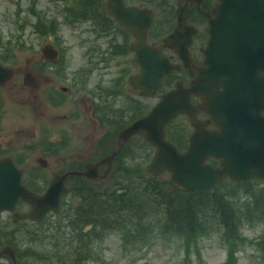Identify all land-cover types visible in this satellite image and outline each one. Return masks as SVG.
I'll return each instance as SVG.
<instances>
[{
	"label": "flooded vegetation",
	"instance_id": "obj_1",
	"mask_svg": "<svg viewBox=\"0 0 264 264\" xmlns=\"http://www.w3.org/2000/svg\"><path fill=\"white\" fill-rule=\"evenodd\" d=\"M122 1L124 6L133 5L151 10L152 19L144 34L143 41L152 48L159 49L160 53L165 55L170 62L176 64L177 67L162 76L160 85L151 94H144L140 85H133L132 77L138 74L141 68L131 44L138 42L139 39L115 18L111 12L110 0H101L104 18L103 16L99 18L110 25L103 30L104 36L109 38L106 44V48H108L107 57L101 56V60L107 62V58L127 55L130 52L133 62L137 65L136 72L129 78L131 86H126L127 76L123 72L109 81L108 85L101 86L102 89L88 84L89 69L74 72L73 77L76 79L72 80L73 86L69 88L60 83L56 84L48 77L44 78V86L41 87L40 95L44 119L38 121L39 136L36 140L39 142L38 145H44L46 149L36 155H32L26 149V166L21 165L9 152L0 153V159L9 158L12 160L21 172V182L25 188L27 187L33 193V198L26 199L25 195L16 200L13 208H5L0 211V264H37L34 262L37 261L36 255L42 260L48 258V252L53 245L50 235L37 230L35 226H44L53 218L58 220L60 224L59 218L68 216L66 214L68 202H65L67 196L71 200L72 196L75 195L74 206L85 212L81 214L86 222L82 230L88 231L93 227L92 219L100 210L101 200L125 191L120 182L115 181L114 176L142 173L143 168L147 171L148 162L152 158L156 146L145 140L142 131L134 132L124 140L120 137V132L134 120L146 114L163 93L175 89L177 85L186 89L189 88L188 94L193 115L204 121L207 128H218L211 118V114L204 109L207 106L205 102L206 92L202 89L201 94L197 93L191 89V86L194 79L206 66L205 50L210 38L209 19L215 16L213 7L220 0ZM159 12H163V15L160 16ZM89 17L92 19V16ZM93 19L96 21L95 18ZM99 30L100 32L94 31V29H86L85 31H94L92 36L94 40H97L103 37L100 28ZM118 36H121L122 40L118 44H114V40ZM93 44L94 42L88 46L91 50H93ZM64 62L65 56L63 55H58L53 61H41L44 66L58 67L63 64L59 69L63 75L67 66ZM26 73H30L31 78L36 80L35 82L40 86V80L35 78L31 71L23 74L24 85H28L24 82ZM58 73L57 76L59 77ZM5 84L1 85L0 89ZM210 89L208 88V90ZM127 91L129 92L127 93ZM80 93L83 94V97H77ZM152 97H156V100L150 104L148 98ZM144 98L147 101L145 103H143ZM4 101L2 94L0 96V123H2L1 115L6 108ZM49 104L54 106L50 114L47 113L46 107ZM60 106H68L69 109L62 113L54 112ZM129 109L132 113L128 118L127 110ZM78 117L82 118L77 120ZM74 122L77 123L74 124ZM87 126L88 128H86ZM94 126L101 128L108 126L110 129L96 137L94 136ZM165 126L167 128L166 139L177 145L180 150L185 149L194 129L189 114L187 112L178 113ZM178 129L179 132H176ZM84 130L86 133L83 132ZM22 133L26 137V130H22ZM133 137L134 140L137 139L135 149L131 144ZM23 140L26 143L22 145L25 149L28 145L30 146V143L27 144L26 140ZM52 143L54 149H49ZM4 147H9L8 150H11L15 144ZM52 152H55L54 158L49 156ZM208 159L213 164H218L217 158L210 156ZM105 173L106 176L101 177ZM31 175L36 176L39 184L33 181ZM56 176L62 179L65 187V190L58 197V209L50 208L44 212L42 217L38 213L37 216L41 219L32 217L30 213H32L36 203V197L45 192L50 181ZM36 178L34 177V179ZM37 237L51 241L47 253L35 249L29 243L30 239ZM78 252L79 250L76 252V258Z\"/></svg>",
	"mask_w": 264,
	"mask_h": 264
},
{
	"label": "rangeland",
	"instance_id": "obj_2",
	"mask_svg": "<svg viewBox=\"0 0 264 264\" xmlns=\"http://www.w3.org/2000/svg\"><path fill=\"white\" fill-rule=\"evenodd\" d=\"M87 3H91V1L0 0V54L4 63L17 69L14 78L0 89V96L3 94L6 103V108L1 115L2 123H0V153L9 152L21 165L26 166V149L32 155L46 149L44 145H38L39 142L36 140L39 136L38 121L44 119L40 95L45 77L56 84L60 83L69 88L73 86L72 80L76 79L73 77L74 72L89 69L88 84L102 89L101 86L108 85L109 81L123 72L127 76L126 86H131L129 84L130 75H133L137 70L131 53L113 56L111 59L107 58V62L101 60V56L107 57L108 48H106V44L109 38L104 36L103 30L110 25L99 18L103 16L100 12L92 11L90 15L92 19L89 16L83 17V8ZM159 13L160 16L163 15V12ZM99 28L103 37L94 40L93 32H100ZM86 29H94V31H85ZM127 38L129 39V36ZM121 40L122 37L118 36L114 40V44H118ZM47 42H52L58 46L61 54L65 56L64 64L67 66L64 75L59 70L63 64L55 67L44 66L41 63L40 47ZM92 42H94L93 50L88 47L92 45ZM27 71H31L33 76L40 80V86L34 87L29 83H26L28 85L23 84L22 76ZM108 72L109 74H107ZM84 95L86 96V94ZM79 96L83 97V94L80 93L77 97ZM148 100L151 104L152 101L156 100V97L148 98ZM145 102L147 101L144 98L143 103ZM46 107L47 113L50 114L54 106L49 104ZM68 109V106H60L54 112L62 113ZM131 113V109L127 110L128 118ZM80 118L82 117H78L77 120ZM76 123L74 122V124ZM109 129L108 126L105 128L94 126V136H100ZM22 130H26V137H24L25 134L22 133ZM83 132L86 133V130ZM176 132H179V129ZM136 137L138 138V136ZM23 139L26 140L27 144L30 143V146L28 145L25 149L22 146L26 144ZM8 140L10 144H15L11 150H8L9 147H4L10 145L9 142L7 143ZM131 141L135 149L137 139L134 140L133 137ZM53 147L54 144L52 143L49 149H54ZM148 153L150 152L148 151ZM49 156L54 158L55 152ZM143 160L146 161V159ZM142 170V173H138L141 174L139 176L144 177L150 174L144 168ZM138 174L134 173V178ZM31 177L36 184H39L36 176L31 175ZM120 177L121 175H119ZM168 177L169 173L166 171L154 175V178L158 179L159 182ZM122 179L124 182H120V184L125 188L128 182L125 183L124 177ZM250 181L251 184L242 185L240 188L238 194L241 198L239 201L249 194H254L253 197L255 195L264 197L262 195L264 193V179H251ZM165 187L171 188L166 185ZM126 194L128 193L124 191L123 196L125 198ZM74 198L75 195L72 196L71 200L67 196L65 202H68L66 213L68 216L59 218L60 224L58 220L53 218L44 226H35L37 230L50 235L53 244L48 252V248L51 246L50 240H44L40 237L30 239L29 243L35 249L49 253L46 260H42L36 255L37 261L34 262L37 264H223L226 258L228 248L222 241L218 228L211 230L208 234L206 232L198 233L196 239L188 246L183 243L182 238L176 239L174 236L159 233L156 230L150 231L152 237L144 244L142 239L133 243L132 240H128L120 234L121 228L119 230L118 226L106 223L83 231L82 228L86 222L81 214L85 212L74 206ZM153 206L149 209L151 214L154 213ZM100 211H102V206H100ZM101 214L102 212H97L95 216L102 219L103 215ZM158 215L163 216L161 213ZM158 215L156 219H158ZM145 218L147 221L153 219L150 216H145ZM241 231L246 240L252 242L239 245L240 248L236 251L238 257L235 264H264V258L260 255L257 245L254 244L264 235V220L256 219L245 223L241 226ZM78 250L83 252L81 259L76 258Z\"/></svg>",
	"mask_w": 264,
	"mask_h": 264
},
{
	"label": "water",
	"instance_id": "obj_3",
	"mask_svg": "<svg viewBox=\"0 0 264 264\" xmlns=\"http://www.w3.org/2000/svg\"><path fill=\"white\" fill-rule=\"evenodd\" d=\"M109 3L115 18L139 39L131 48L141 70L131 82L140 85L144 94H151L162 76L177 65L143 41L152 19L150 9L124 6L122 0ZM213 11L206 66L191 89L200 94L202 89L206 92L204 109L219 129L206 128L205 122L193 115L190 89L177 85L120 132L124 140L142 131L144 138L156 146L147 169L152 173L167 169L176 183L194 192L208 191L225 176L233 180L264 178V0H220ZM40 50L41 57L48 60L58 54L51 43ZM13 75L14 68L0 62V85ZM24 79L32 86L36 83L30 73ZM181 112H187L194 125L184 151L167 140L164 131L165 124ZM210 155L218 158V166L206 161ZM20 175L11 159H0V211L12 208L17 198H33V193L20 182ZM64 190L62 179L54 177L45 192L36 197L30 215L41 219L48 209L57 210L58 197ZM82 256L79 251L77 258Z\"/></svg>",
	"mask_w": 264,
	"mask_h": 264
},
{
	"label": "trees",
	"instance_id": "obj_4",
	"mask_svg": "<svg viewBox=\"0 0 264 264\" xmlns=\"http://www.w3.org/2000/svg\"><path fill=\"white\" fill-rule=\"evenodd\" d=\"M88 1L91 3L84 6L83 17L90 16L92 11L102 13L101 0ZM139 175L141 174L134 178L133 174L127 173L117 178L118 182H124L122 177L125 183L128 182L125 186V192L128 194L125 198L123 191L101 200L102 211L98 212H102L103 217L102 219L93 217V227L101 223L118 226L119 230L121 228L122 236L133 243L142 239L143 244L151 239L150 231L156 230L176 239L182 238L187 246L196 239L198 233L208 234L218 228L220 237L228 248L223 264H235L239 245L252 242L246 240L241 226L256 219L264 220V197L256 195L253 197L254 194H249L239 201L240 188L242 185L251 184L250 180L226 179L207 192H193L180 187L170 177L159 182L152 174L144 177ZM165 185L171 188L168 189ZM152 206L153 214L149 211ZM160 213L163 216L158 215ZM145 216L153 219L147 221ZM254 244L264 258V235Z\"/></svg>",
	"mask_w": 264,
	"mask_h": 264
}]
</instances>
